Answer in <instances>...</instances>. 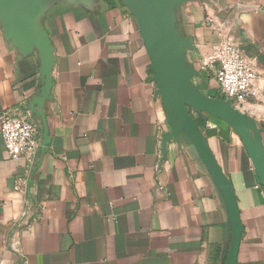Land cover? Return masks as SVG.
I'll return each mask as SVG.
<instances>
[{
  "label": "crops",
  "instance_id": "0c3cea01",
  "mask_svg": "<svg viewBox=\"0 0 264 264\" xmlns=\"http://www.w3.org/2000/svg\"><path fill=\"white\" fill-rule=\"evenodd\" d=\"M182 1L165 10L175 36L191 42L181 60L194 88L226 99L204 65L224 24L257 76L252 97L233 105L262 132L264 148V0ZM34 8L53 57L41 107L40 51L0 10V127L4 112L23 110L40 140L32 162L12 160L0 133V264H225L227 204L185 133L163 149L179 124L130 6L36 0ZM194 118L237 196V264H264V188L243 142L221 120Z\"/></svg>",
  "mask_w": 264,
  "mask_h": 264
},
{
  "label": "water",
  "instance_id": "95a60500",
  "mask_svg": "<svg viewBox=\"0 0 264 264\" xmlns=\"http://www.w3.org/2000/svg\"><path fill=\"white\" fill-rule=\"evenodd\" d=\"M123 1L130 6L138 22L159 93L166 100L179 124L178 128L163 137V149L165 151L167 143L178 138L181 133L189 137L227 204L231 220L232 244L225 264H237L243 235L237 196L231 181L211 152L194 114L221 120L238 133L264 188L262 132L230 100L205 97L194 88L191 82L192 75L183 67L181 60L187 48L191 47V42L175 36L174 24L165 10L166 5L181 6L182 0L176 2L171 0ZM34 3L36 0H0V10L10 22L17 37L22 42L28 41L32 49L36 47L40 51L43 63L42 73L46 80L42 96L35 104L41 107L49 97L52 87L53 57L46 35L34 23L36 15Z\"/></svg>",
  "mask_w": 264,
  "mask_h": 264
},
{
  "label": "built area",
  "instance_id": "2783aa9c",
  "mask_svg": "<svg viewBox=\"0 0 264 264\" xmlns=\"http://www.w3.org/2000/svg\"><path fill=\"white\" fill-rule=\"evenodd\" d=\"M205 22L213 25L215 21L209 17ZM218 30V36L223 41L212 55L204 59V65L214 72L221 93L227 100L232 104L247 101L254 92L256 73L238 46L225 40L224 24H220ZM0 133L10 159L32 162L36 158L40 147L39 129L28 112H4L1 116Z\"/></svg>",
  "mask_w": 264,
  "mask_h": 264
},
{
  "label": "trees",
  "instance_id": "16d2710c",
  "mask_svg": "<svg viewBox=\"0 0 264 264\" xmlns=\"http://www.w3.org/2000/svg\"><path fill=\"white\" fill-rule=\"evenodd\" d=\"M196 122H197V124L201 127V125H202V122H201V120L200 119H198V120H196Z\"/></svg>",
  "mask_w": 264,
  "mask_h": 264
}]
</instances>
